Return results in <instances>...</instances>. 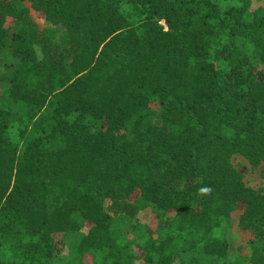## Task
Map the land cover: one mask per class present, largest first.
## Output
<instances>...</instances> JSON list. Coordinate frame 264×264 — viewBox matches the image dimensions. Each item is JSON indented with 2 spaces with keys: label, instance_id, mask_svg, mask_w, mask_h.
Returning a JSON list of instances; mask_svg holds the SVG:
<instances>
[{
  "label": "trees",
  "instance_id": "obj_1",
  "mask_svg": "<svg viewBox=\"0 0 264 264\" xmlns=\"http://www.w3.org/2000/svg\"><path fill=\"white\" fill-rule=\"evenodd\" d=\"M1 91L0 264H264V4L0 0Z\"/></svg>",
  "mask_w": 264,
  "mask_h": 264
},
{
  "label": "rangeland",
  "instance_id": "obj_2",
  "mask_svg": "<svg viewBox=\"0 0 264 264\" xmlns=\"http://www.w3.org/2000/svg\"><path fill=\"white\" fill-rule=\"evenodd\" d=\"M256 3L258 5H262L264 4V0H256ZM29 17L31 18V21L36 24L38 32L44 30V34L47 38L52 37V39L58 43L62 41L61 39L63 37V32L60 27L53 26L52 24L38 18L33 11L30 12ZM162 24L164 25L165 23L163 22ZM7 26L10 27L11 29H15L16 25L14 24V26H10V23H8ZM37 51L38 54L41 55L38 49ZM1 69H3V67ZM2 92L3 91H1L0 94ZM154 111L157 115H159L160 107L156 106L154 108ZM232 163L235 166V168L244 176V180L249 187L264 190V179L262 178V171L264 169V165L258 168H253L250 165V163L240 155L233 157ZM103 206L107 212L114 215L115 208L112 201L110 200L103 201ZM150 213H152L150 209L149 210L140 209L138 210V213L136 214L134 219L136 222H141L145 225L153 224L155 223V220L152 215L150 217ZM240 216H241V212H234L231 216V220L227 228L222 232L223 237L226 238L229 244L230 261L236 260L238 256H240L241 254L244 256L251 255V247L249 241L247 239L242 238L239 231ZM64 253L67 254V252Z\"/></svg>",
  "mask_w": 264,
  "mask_h": 264
}]
</instances>
